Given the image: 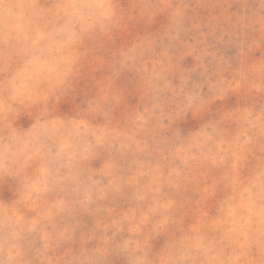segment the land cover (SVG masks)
Returning a JSON list of instances; mask_svg holds the SVG:
<instances>
[{
  "label": "clouds",
  "instance_id": "9594fccd",
  "mask_svg": "<svg viewBox=\"0 0 264 264\" xmlns=\"http://www.w3.org/2000/svg\"><path fill=\"white\" fill-rule=\"evenodd\" d=\"M0 264H264V0H0Z\"/></svg>",
  "mask_w": 264,
  "mask_h": 264
}]
</instances>
